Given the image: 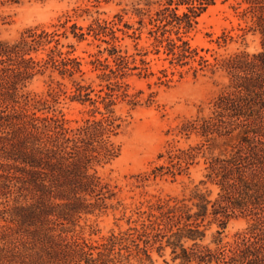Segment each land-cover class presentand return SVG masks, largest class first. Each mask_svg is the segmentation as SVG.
I'll return each mask as SVG.
<instances>
[{
	"label": "trees",
	"instance_id": "obj_1",
	"mask_svg": "<svg viewBox=\"0 0 264 264\" xmlns=\"http://www.w3.org/2000/svg\"><path fill=\"white\" fill-rule=\"evenodd\" d=\"M242 2L246 6L240 16L251 19L243 34L258 32L261 49L214 58L212 63L191 46L187 34L215 0H130L125 4L130 9L122 8V19L129 14L133 22L122 20V34L133 39L136 52L121 54L112 45L107 51L115 67L107 63V57L92 55L89 63L107 81L104 94L96 98L91 97V82L82 78L85 71L80 58L72 56L71 50L62 51L59 38L69 29L77 40L89 34L116 39L114 20L93 19L86 26L75 22L67 26V17L60 23L62 31L29 27L16 39H0V264H132L131 257L136 264H145L144 260L151 259L150 249L160 251L166 246L173 259L183 264H264V0L238 4ZM144 29L152 39L153 53H164L170 64L187 66L194 75L208 66L212 71L219 68L226 72L228 84L207 113L178 125L179 135L188 139L195 134L202 142L167 148L158 155L165 158V164L139 175V180L165 174L175 178L187 172L204 146H224L206 161V176L218 187L217 196L211 200L206 193L195 192L190 204L184 199H158L149 206L147 224L90 240L75 233V227L83 215L106 210L111 206L108 200L115 197L98 168L120 151L113 138L121 122L113 106L118 99L127 98L133 105L138 101V95L129 94L127 84L119 80L129 70L139 68L144 74L148 70V62L141 57L147 51L137 49ZM227 36L223 32L220 37L225 41ZM40 50L45 53L37 57ZM135 55L140 56L141 67L130 66L129 58L134 62ZM47 70L71 81L70 100L89 103V117L75 126L69 124L56 107L61 93H66L59 81L57 89L47 92L48 97L30 95L26 90L30 81ZM76 73L80 79L74 77ZM161 73L160 82L161 77H166L164 82L171 80L164 69ZM209 215L208 223L215 222L220 228L215 231V247L201 243ZM237 217L247 219L246 227L235 233L233 241L222 243L220 230Z\"/></svg>",
	"mask_w": 264,
	"mask_h": 264
},
{
	"label": "rangeland",
	"instance_id": "obj_2",
	"mask_svg": "<svg viewBox=\"0 0 264 264\" xmlns=\"http://www.w3.org/2000/svg\"><path fill=\"white\" fill-rule=\"evenodd\" d=\"M3 1L0 4V39H16L29 27L49 31L59 28V31H62L60 23L67 17L70 18L67 26L73 22L86 26L93 19L116 22V39H112L110 35L98 39L89 34L83 40H77L69 29L65 36L61 35L59 38L58 47L62 51L71 50L72 56L80 58L81 68L85 71L82 78L85 82H91L94 89L92 98H96L99 93L103 95L107 83L98 77L102 71L94 69L89 63V60L94 58L92 55L107 57V63L115 67L107 51L112 45L120 49L121 54L125 50L128 54L136 52L133 39L122 34V20L133 22L129 14H123L122 19V8L130 9V5H125L130 0H108L99 3L92 0H21L18 3ZM240 1L215 0V4L202 14L196 27L187 34L191 46L212 63L214 58L227 57L240 51L254 53L261 49L258 32L248 30L243 34V28L251 24V19L249 15L240 16L241 9L246 6L244 2L238 4ZM223 32L228 35L225 41L220 37ZM151 41L144 29L137 49L147 51L146 55L141 56L148 62L145 65L148 67L146 74L139 68L132 69L128 71L129 75L119 80L127 84L129 94L138 95V101L133 105L127 98L118 99L113 106V114L121 122L118 133L113 138L114 142L120 145V151L116 158L98 168V174L113 187L116 194L113 199L108 200L111 206L100 212L83 215L79 225L75 227V233L90 240H98L111 231L117 233L124 232L129 227L139 228L142 222L147 224L149 206L154 205L158 199H184L190 204L194 200L192 196L195 192L206 193L211 200L217 196L218 187L208 181L206 176V161L210 155L219 154L224 146L211 149L204 146L203 152L198 154L187 172L175 178L165 174L150 177L144 182L139 180V175L165 164V158L158 155L164 153L167 148H187L189 144L202 142L195 134L188 139L179 135L178 125L198 113H207L213 99L228 84L226 72L219 68L212 71L208 66L194 75L192 70H187V66L170 64L164 53H153ZM44 53L45 50H40L36 56L41 57ZM139 58V55H135V61L132 62L130 57V66L141 67ZM163 69L167 77L171 78L170 81L164 82L166 77H161L163 82L158 79V76H162ZM74 77L81 78L78 73ZM57 81L62 83L60 87L66 93H61L60 102L56 107L64 114L69 124L75 126L90 116L89 109L92 106L89 103L81 104L70 100L73 86L68 78H62L57 72L50 73L47 70L44 74L34 76L26 90L31 96L48 97L47 92L50 89H57ZM101 87L103 91H99ZM97 106L102 112L105 111L101 103L98 102ZM95 116L100 117V114L95 113ZM209 220L211 215L204 220L208 227L201 243L215 247V231L220 228L215 222L209 224ZM246 225V218H232L225 228L220 230L218 237L222 239V243L231 242L235 233L243 230ZM190 244L191 241L186 242V245ZM149 253L151 259L144 260L145 264H183L180 259H173L171 248L168 246L160 251L154 247ZM130 263L137 262L131 257Z\"/></svg>",
	"mask_w": 264,
	"mask_h": 264
}]
</instances>
